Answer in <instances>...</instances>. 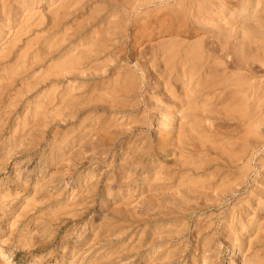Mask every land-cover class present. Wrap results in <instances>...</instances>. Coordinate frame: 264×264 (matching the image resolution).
Instances as JSON below:
<instances>
[{
  "label": "rangeland",
  "instance_id": "374dc122",
  "mask_svg": "<svg viewBox=\"0 0 264 264\" xmlns=\"http://www.w3.org/2000/svg\"><path fill=\"white\" fill-rule=\"evenodd\" d=\"M0 1V264H264L262 91L246 99L242 126L233 107L231 120L220 121L221 107L208 96L213 113L199 126L211 133L192 142L188 161L196 170L180 180L170 152L157 149L155 162L133 169L106 155L113 141L100 138L131 134L143 115L139 103L165 100L161 44L208 38L159 34L160 16L185 14L187 0H168L176 8L162 0ZM225 6L231 15L242 9ZM250 18L238 19L251 26ZM234 44L216 63H231L235 52L248 56ZM255 70L248 81L264 85V71ZM161 108L135 133L136 145L155 143L166 130Z\"/></svg>",
  "mask_w": 264,
  "mask_h": 264
},
{
  "label": "bare ground",
  "instance_id": "6f19581e",
  "mask_svg": "<svg viewBox=\"0 0 264 264\" xmlns=\"http://www.w3.org/2000/svg\"><path fill=\"white\" fill-rule=\"evenodd\" d=\"M161 2L168 7H170V5L174 7L175 5L176 8L177 6V4H174L175 2L170 3L168 0H162ZM227 2H234L237 6L240 7V9L241 8L242 9L239 11V13L233 14L234 15L233 16L230 14V12L232 11L225 6ZM260 2H261L260 0H187L186 3L184 4L186 8L183 7L184 5H182L181 3L183 7L181 9H186L185 11L187 12H185V14L183 15L178 12L182 16L180 17L176 16L178 15L177 13L176 15H174L175 16L174 17L173 15H169L170 11H167L169 12V14L167 12L166 13L164 12L163 16H160V18L158 17L159 19L156 22V27L158 29L159 34L161 32H167V33L175 32L183 35L185 38H190L193 35H197L201 33L204 34L207 33L209 36L207 39L202 40L200 42L199 40H197L198 42L196 43L194 42L193 44L187 43L186 41L182 40V41L172 42L169 45L161 44L158 47L157 53H160L159 56L161 55L159 57L160 58L159 60L160 63L163 64L164 67L166 68L164 74L168 80L165 83H163V86L165 87L166 90L165 100L163 99L160 100V97H156V102L154 103V107L152 108H160V106L164 107L161 108V110L163 111L164 121L168 123L165 126L166 130L162 131V134L159 136V138L155 143L150 142L149 140L143 141V139H141L139 144L140 145L142 144V146L140 147L139 144L136 145L138 141H136L137 139L134 140L135 133L137 131H141L142 129L148 127L150 111L152 110V108L149 107L148 105L150 104V102L148 100L146 101L144 100L139 103V105L142 103L144 104L143 115L140 118H138L136 125L133 124L135 125V127L129 131V133L131 134L128 133L122 134L118 131H107L102 136H100L101 139L105 140V137H109L113 141V144L111 145L112 149H108L106 155L110 153L113 156L115 162L117 160L123 161L125 164H130L131 168H133V165L137 164L142 169H145L147 168L148 163L155 162L156 160V158H154L155 150L158 149V150L168 151V153L170 152V154L177 159L176 165L179 167L178 174L179 173L181 174L179 177L180 180V178L183 176L184 173H194V170H196L193 169V167L195 166L191 165L188 161V158L191 157V155H193L194 153L193 149H195L194 147L195 144L192 142H194L197 139V137L203 132L205 131L210 132L208 127L201 130L199 126V121L201 120L204 122L205 120L209 122V119H211V114L213 113V110L209 108L211 104L207 99L208 96L211 95L215 96L216 97L215 99H217V103H214V105L216 106L219 105L221 107V111L223 113L219 118L220 121L226 123L229 120H231V118H229V116L226 113L232 110L233 107V108H237L240 111L237 112L239 113V115L237 114L238 117H236L237 121L239 122V125L240 126L244 125L245 121L243 119H244V112L246 110L245 109L246 99L249 98L250 96L254 98H259V96L262 97L261 94L264 93V91L262 90L264 88V85H260V83L257 81L258 79L253 82L248 81L254 78L253 72L256 73L255 69L262 70L261 66L264 67V54H263L264 8L262 7L259 8ZM1 8L4 7L1 6ZM174 13L175 12H173V14ZM245 16L251 17L250 18L251 26L245 25L248 28H244L245 26H241L243 23L241 21L240 23L238 19V18H243ZM144 35L143 37H146V35L145 36ZM209 38L211 39L213 38L214 42L217 43L216 48L219 49L220 53L219 51L215 52L212 51L210 48H208ZM235 38L242 39L241 43L239 44L240 45L243 44L244 46H246L245 49L248 52L247 54L248 56L249 54H252L251 52L255 54L254 55L252 54V56L250 55L249 58L248 56H243L244 51L243 54H238V52H235L233 53L232 59H230L231 63H216L217 59H220L222 57L224 58V55L231 53L232 49L234 51L236 50V48L235 49L232 48L234 44L232 43L233 42L232 40ZM236 44H234L235 45L234 47H236ZM239 44L237 45L239 46ZM153 56H154V52H153ZM256 62L258 63V65L261 64V66H257L255 64ZM231 65L233 68L237 70L236 72L230 70ZM243 70H245L246 73H242L241 71ZM262 71H264V69ZM134 86L135 84H132L131 88H133ZM133 110L135 109L131 107L129 111H133ZM114 112H118V111H114ZM175 121L176 124L174 123ZM248 122L249 121H247V123ZM261 122L263 121H260V124ZM105 124L107 123L105 122ZM243 130L244 129H242V131ZM238 136L241 137L242 134ZM243 140L241 139V141ZM127 141L128 144H130V142L133 143V145H131L132 147H125ZM118 147H120L123 150V153L119 156H117V153L115 151ZM240 155H242V153ZM168 177L169 179H165V178L162 179L163 185H160L159 188L167 187L166 182L172 180V175H168ZM208 178L209 177H207V179ZM238 179H236V182L238 181ZM226 185L227 183H224L222 184V187H227ZM210 186H212V184ZM215 198L219 199L220 201L223 199L219 195L216 196ZM241 221H242V216L239 217L238 222L241 223ZM218 227L219 226H217V228Z\"/></svg>",
  "mask_w": 264,
  "mask_h": 264
}]
</instances>
